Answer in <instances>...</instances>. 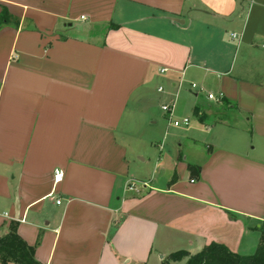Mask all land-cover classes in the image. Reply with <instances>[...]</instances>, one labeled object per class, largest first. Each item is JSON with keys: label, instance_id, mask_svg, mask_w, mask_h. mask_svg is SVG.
Segmentation results:
<instances>
[{"label": "crops", "instance_id": "crops-1", "mask_svg": "<svg viewBox=\"0 0 264 264\" xmlns=\"http://www.w3.org/2000/svg\"><path fill=\"white\" fill-rule=\"evenodd\" d=\"M3 9L0 236L16 223L39 264H163L213 242L257 249L264 0H0ZM188 93L199 127L165 152L161 106Z\"/></svg>", "mask_w": 264, "mask_h": 264}, {"label": "trees", "instance_id": "trees-1", "mask_svg": "<svg viewBox=\"0 0 264 264\" xmlns=\"http://www.w3.org/2000/svg\"><path fill=\"white\" fill-rule=\"evenodd\" d=\"M10 16L3 9L0 14V27L9 24ZM220 105L227 107L230 103L225 97L220 100ZM217 105V104H215ZM195 110L201 112L197 107ZM205 114L200 118L203 120ZM192 175L199 173V169L189 166ZM39 264L34 258V248L29 246L17 233V224L11 223L9 232L0 236V264ZM163 264H264V228H261V236L258 248L253 255L241 256L233 253L223 244L210 243L200 252L191 254L180 250L169 255Z\"/></svg>", "mask_w": 264, "mask_h": 264}, {"label": "rangeland", "instance_id": "rangeland-1", "mask_svg": "<svg viewBox=\"0 0 264 264\" xmlns=\"http://www.w3.org/2000/svg\"><path fill=\"white\" fill-rule=\"evenodd\" d=\"M156 85L153 84V88H155ZM193 91H196V90H193ZM192 100H194L193 96L191 94H187V96L183 95V97L181 98H177L176 100V108H175V111H176V114H174V117L178 118V117H188L190 122H189V125L188 126H182V127H174L171 123V119H169L170 117L168 116L167 117V120L165 121H160V125L158 127V133L156 135V137H159L161 140H163L165 138V142H164V151L167 152L168 148L169 150H175L176 148V144L173 142L174 140H172L173 138V135L175 134H181V133H186L184 132V130H187L189 129L190 127H199V120L196 118V116H194L192 113H191V106H192ZM186 104V105H185ZM215 104V103H213ZM183 108V110L186 109V114H183V115H177L178 113V110L181 112V109ZM223 112L224 110H217V115L216 117H219L220 120H222V115H223ZM230 118H231V122L233 121V124L238 126V129L239 131H237L236 134H239L240 136H243V135H247L245 134L246 132H244L241 128V126H243V124L241 123V121L238 120L237 117H235V115H233L232 113L229 115ZM238 120V121H237ZM232 124V123H231ZM137 132H135L136 134ZM166 134V135H165ZM247 137V141H248V136ZM173 142V143H172ZM264 228V226H263ZM258 248V247H257ZM257 250V249H256ZM253 251L252 253H250L249 255L247 256H250V255H253L255 252ZM11 264V263H10Z\"/></svg>", "mask_w": 264, "mask_h": 264}, {"label": "built area", "instance_id": "built-area-1", "mask_svg": "<svg viewBox=\"0 0 264 264\" xmlns=\"http://www.w3.org/2000/svg\"><path fill=\"white\" fill-rule=\"evenodd\" d=\"M165 71H166L165 69L161 70V72H165ZM191 87H192V89H199V87L195 83H192ZM200 90L202 91V89H200ZM158 91L160 93H165V89L163 87H160L158 89ZM206 97L209 101H211L215 104H219L221 98L224 96L221 93H219V94L207 93ZM176 100H177V97L174 98L173 100L163 104L161 106V109L165 114H167L170 117L169 119L172 118L171 123L174 127L179 128L182 126H188L189 122H190L188 117H180V118L174 117V112H175V108H176ZM62 178H63V171L56 170L55 175H54L55 182L56 183L60 182L62 180ZM191 182H194V181L192 180ZM129 183L130 184L128 186V190L137 193L138 187H137L136 181H131ZM143 185H146V184H143ZM58 203H60V202L58 201Z\"/></svg>", "mask_w": 264, "mask_h": 264}]
</instances>
